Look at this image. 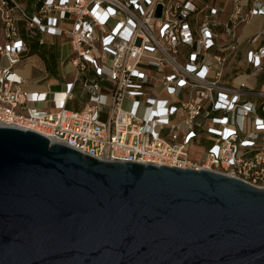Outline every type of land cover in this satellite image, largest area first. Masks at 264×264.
Here are the masks:
<instances>
[{"label": "built area", "instance_id": "obj_1", "mask_svg": "<svg viewBox=\"0 0 264 264\" xmlns=\"http://www.w3.org/2000/svg\"><path fill=\"white\" fill-rule=\"evenodd\" d=\"M230 1L222 20L217 0H0V125L101 159L215 170L264 187L263 84L227 68L238 26L264 15V0L248 11ZM62 36L72 77L63 89L23 88L16 66L30 44L52 47ZM259 37L245 57L255 80L264 29ZM79 91L89 99L70 109Z\"/></svg>", "mask_w": 264, "mask_h": 264}, {"label": "water", "instance_id": "obj_2", "mask_svg": "<svg viewBox=\"0 0 264 264\" xmlns=\"http://www.w3.org/2000/svg\"><path fill=\"white\" fill-rule=\"evenodd\" d=\"M0 264H264V187L0 125Z\"/></svg>", "mask_w": 264, "mask_h": 264}, {"label": "crops", "instance_id": "obj_3", "mask_svg": "<svg viewBox=\"0 0 264 264\" xmlns=\"http://www.w3.org/2000/svg\"><path fill=\"white\" fill-rule=\"evenodd\" d=\"M217 2L225 9V12H223L221 15L222 20H227L228 12L233 7L232 1L217 0ZM252 2L253 0H241L243 9L245 11H248L252 6ZM263 29L264 15H255L247 23H242L238 26L237 42L239 43V48L234 53L233 57L230 60V63H228L227 65L228 70L237 71L240 74L239 78H237V81L245 79L247 80L249 85H255L257 83V80H255L253 77L248 78V74L252 73V70L249 68L245 57L248 49L254 48L263 42L262 37H259L256 41H253V38L260 35ZM61 38H66V42H68L67 36H62ZM33 44L38 45L36 42H33L30 44V49ZM29 51L24 54V57L16 66V70L24 78L23 88L48 90V86L46 85V78L49 76V74L46 69L45 60L40 54L30 53ZM5 63V59L0 58V67ZM22 71H29V73L23 74L21 73ZM48 84L52 83L49 82ZM45 86H47V88H45Z\"/></svg>", "mask_w": 264, "mask_h": 264}, {"label": "rangeland", "instance_id": "obj_4", "mask_svg": "<svg viewBox=\"0 0 264 264\" xmlns=\"http://www.w3.org/2000/svg\"><path fill=\"white\" fill-rule=\"evenodd\" d=\"M211 2L213 0H204ZM68 39V38H67ZM61 43L66 44H59L52 47L48 46H39L34 45L30 49V53H38L40 54L44 60L47 72L49 76L46 78L47 83H52V89L51 90H57V89H63L64 87V79L62 77H72L74 72V66L71 62H67L68 58L72 54L71 45L69 42H66V38H60ZM60 43V42H59ZM23 74H28L29 71H22ZM264 84V75L258 77L257 79V85L256 89H258L261 84ZM264 87V86H263ZM47 88V86H45ZM44 88V89H45ZM89 99V95L87 93L83 94L81 91L75 92V96L73 99H71L68 103V107L70 109H77L80 110L83 108V106L86 104V102ZM256 100L255 98H253ZM262 101H264V97L260 98ZM50 102H46V106H49ZM260 114L264 115V113L260 110ZM103 118H106V114L102 116ZM208 143L202 142L199 144L200 148H197V153H194V156H199L201 154L202 148L206 147Z\"/></svg>", "mask_w": 264, "mask_h": 264}, {"label": "bare ground", "instance_id": "obj_5", "mask_svg": "<svg viewBox=\"0 0 264 264\" xmlns=\"http://www.w3.org/2000/svg\"><path fill=\"white\" fill-rule=\"evenodd\" d=\"M64 44H66V43H64Z\"/></svg>", "mask_w": 264, "mask_h": 264}]
</instances>
